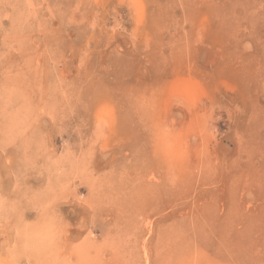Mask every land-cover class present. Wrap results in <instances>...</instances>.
<instances>
[{"label": "rangeland", "instance_id": "374dc122", "mask_svg": "<svg viewBox=\"0 0 264 264\" xmlns=\"http://www.w3.org/2000/svg\"><path fill=\"white\" fill-rule=\"evenodd\" d=\"M0 264H264V0H0Z\"/></svg>", "mask_w": 264, "mask_h": 264}]
</instances>
